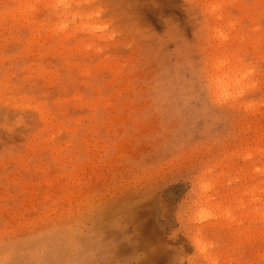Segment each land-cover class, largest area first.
Returning <instances> with one entry per match:
<instances>
[{
  "label": "rangeland",
  "instance_id": "rangeland-1",
  "mask_svg": "<svg viewBox=\"0 0 264 264\" xmlns=\"http://www.w3.org/2000/svg\"><path fill=\"white\" fill-rule=\"evenodd\" d=\"M263 209L264 0H0V264H264Z\"/></svg>",
  "mask_w": 264,
  "mask_h": 264
},
{
  "label": "bare ground",
  "instance_id": "bare-ground-1",
  "mask_svg": "<svg viewBox=\"0 0 264 264\" xmlns=\"http://www.w3.org/2000/svg\"><path fill=\"white\" fill-rule=\"evenodd\" d=\"M243 81H244V76L240 75L239 72L231 74L230 76L222 75L221 77H219L218 81L216 82V89L217 91L218 90L220 91V94L222 93L224 95L229 87L240 84ZM262 216L264 217V209L262 210Z\"/></svg>",
  "mask_w": 264,
  "mask_h": 264
}]
</instances>
